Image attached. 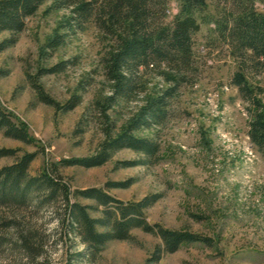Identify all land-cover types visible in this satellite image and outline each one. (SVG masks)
<instances>
[{"label": "rangeland", "instance_id": "obj_1", "mask_svg": "<svg viewBox=\"0 0 264 264\" xmlns=\"http://www.w3.org/2000/svg\"><path fill=\"white\" fill-rule=\"evenodd\" d=\"M52 1L26 19L22 32L0 33V43L16 38L0 52V105L25 125L32 140L25 143L0 132V149L14 151L0 158V169L34 153L29 174L48 171L69 187L72 200L76 190L90 188L103 189L123 203L155 195L157 200L144 211L150 225L212 242L185 243L165 253L158 235L134 229L131 240L110 241L93 255L61 223L60 203L3 208L0 264H149L159 251L160 260L152 264H264V148H257L249 137L253 107L232 82L236 73L242 74L264 101V70L230 35L239 16L248 11L264 14V0H204L197 13L200 30L193 38L192 68L178 78L164 122L134 133L158 142V158L139 165L145 161L140 154L122 149L93 168L64 161L95 155L107 134L124 132L146 101L174 81L162 75L164 66L141 68L139 91L104 113L112 83L102 60L115 39L93 21L75 33L61 30L68 35L64 44L42 54L70 11L51 10ZM178 11V2L169 0L161 21L170 25ZM58 64L64 66L62 71L46 72ZM39 89L57 106L44 103ZM75 95L79 104L65 111L62 107ZM10 220L12 225L2 226ZM19 233L28 235L31 250H23Z\"/></svg>", "mask_w": 264, "mask_h": 264}, {"label": "trees", "instance_id": "obj_2", "mask_svg": "<svg viewBox=\"0 0 264 264\" xmlns=\"http://www.w3.org/2000/svg\"><path fill=\"white\" fill-rule=\"evenodd\" d=\"M51 0H0V33L9 31L13 34L22 32L26 19L34 16L39 8ZM179 11L170 25H165L161 18L165 16L169 0H53L51 10L68 9L69 15L60 22L57 31L49 37L41 53L56 50L64 44L67 33H75L83 25L96 21L106 35L115 39V45L102 60L107 79L112 83V93L105 100L102 111L110 110L120 100H130L140 87V69L155 68L173 86L153 96L140 108L131 119L124 132L111 136L107 134L98 152L90 157L64 161L69 166L85 168L99 167L107 163L112 156L122 149L132 150L142 156L143 165L158 158L160 145L150 138H142L134 133L149 129L164 122L167 114L168 100L174 95L178 78H183L192 68L193 38L200 30L197 13L203 8L204 0H176ZM232 39L236 40L243 54L250 53L255 66L264 70V14L248 11L243 17L236 18L230 29ZM12 37L0 43V52L15 44ZM64 66L58 64L47 73L62 71ZM245 100L253 107V120L250 123L249 137L259 149L264 148V101L245 81L242 74L236 73L232 80ZM36 85V84H35ZM37 86V85H36ZM38 87V86H37ZM40 99L49 105L57 106L52 99L38 90ZM80 102L79 96H73L62 108L74 109ZM14 115L0 105V132L5 136L25 143L32 140L23 123L16 122ZM14 155L13 150L0 149V158ZM34 153H26L12 165L0 169V210L22 209L29 206H62L61 223L79 238L81 243L98 255L110 241L131 240V232L141 229L154 233L163 243V251L174 253L185 243L200 242L210 245L212 239L187 231L165 229L159 225H150L144 211L152 205L157 197L147 196L138 202L123 203L112 197L103 189L90 188L76 190L71 199L69 187L55 178L48 171L38 176L28 172L35 158ZM112 186H123L113 184ZM94 202L83 205L79 199ZM95 214L97 216H93ZM14 222L6 221L2 226ZM23 250H31L28 235L18 234ZM161 251L148 260L149 264L158 262Z\"/></svg>", "mask_w": 264, "mask_h": 264}]
</instances>
